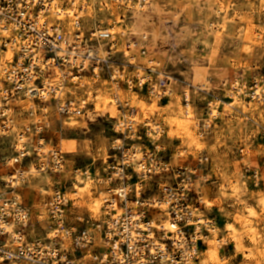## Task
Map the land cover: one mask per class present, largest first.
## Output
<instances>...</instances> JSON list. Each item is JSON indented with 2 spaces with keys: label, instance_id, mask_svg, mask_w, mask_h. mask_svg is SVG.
Here are the masks:
<instances>
[{
  "label": "rangeland",
  "instance_id": "374dc122",
  "mask_svg": "<svg viewBox=\"0 0 264 264\" xmlns=\"http://www.w3.org/2000/svg\"><path fill=\"white\" fill-rule=\"evenodd\" d=\"M156 2L147 24L139 17L140 9L129 12L124 24H115L124 12L110 3L107 9L97 7L102 28L114 27L117 33L125 28L128 39L137 46L126 48L127 40L121 37L117 52L113 51L112 71H120L125 81L118 92L107 80L86 90L69 85L65 97L76 102L78 109L86 104L71 116L59 114L53 102L46 104L44 121L49 125L44 133L45 148L59 145L63 149L68 178L35 174L18 182L15 193L32 208L30 237L45 240L47 233L55 235L45 213L44 220L40 215L44 202L61 186L73 200L67 213L69 224L83 227L86 224L77 218L103 219L104 206L102 214L94 208L104 194L99 193L108 187L101 180L113 161L114 140L119 137L116 125L126 116L136 121L143 135L140 142L146 144L139 145L142 149L150 150L154 143L167 164L193 163L210 171V181L202 189L204 204L197 212L210 234L193 264H264V102L249 94L255 82L264 78V0ZM91 12L88 10L86 16H92ZM92 22L86 18V27ZM155 25L158 34L160 31L156 41L151 34ZM137 26L148 32L147 40L135 32ZM143 47L146 54L141 53ZM128 51L133 52L130 55ZM6 53H0V61L5 60L10 68L15 56L6 57ZM7 77L0 73V82ZM139 78H148L147 86L131 89L129 82ZM51 80L58 81L59 77ZM148 85L157 87L162 97L149 94ZM237 94L241 102L230 107L232 96ZM19 105L16 115L24 124L30 104L20 101ZM188 105L193 122L184 126L176 114ZM104 107L108 112L102 115ZM213 109L218 111L216 115ZM96 114L98 117L92 118ZM149 129L153 135L148 134ZM10 155V140L0 136V193L10 180ZM204 157L209 162L199 164L197 160ZM75 168L93 174L76 181L71 173ZM251 169L261 171L262 184L255 185Z\"/></svg>",
  "mask_w": 264,
  "mask_h": 264
},
{
  "label": "built area",
  "instance_id": "2783aa9c",
  "mask_svg": "<svg viewBox=\"0 0 264 264\" xmlns=\"http://www.w3.org/2000/svg\"><path fill=\"white\" fill-rule=\"evenodd\" d=\"M150 2L0 0V53L10 48L15 53L7 79L0 82V136L10 140L11 150L10 180L0 193V264H193L198 259L210 234L197 216L210 171L193 163L171 166L154 143L150 150L142 149L139 145L146 142H140L143 135L132 118L118 120L113 161L104 169L102 180L96 178L108 185L99 193H104L106 213L101 221L77 218L86 225L69 224L67 213L73 200L61 186L44 202L40 215L44 220L45 213L55 235L33 239L32 208L14 191L18 182L35 174L68 178L63 149L59 145L45 148L48 102L62 116H71L86 104L78 109L76 102L65 97L69 85L86 90L107 80L116 92L124 85L123 74L112 71V54L117 52L119 38H126L128 49L136 41L128 39L125 28L122 33L114 32V27L102 28L97 7L107 9L109 3L117 7L124 12L117 24H124L129 12ZM90 7L93 15L87 17ZM63 11L68 12L70 26ZM86 18L93 21L90 28ZM53 76L59 80H51ZM139 79L129 82L131 89L147 86L148 78ZM147 91L154 97L163 95L155 86L148 85ZM249 94L264 102V78L255 82ZM115 99L119 103L118 96ZM20 101L30 104L24 124L16 115ZM185 102L190 103L186 94ZM197 161L204 165L209 158ZM71 173L78 181L91 177L93 171L75 168ZM250 176L255 185L262 184L260 170L251 169Z\"/></svg>",
  "mask_w": 264,
  "mask_h": 264
},
{
  "label": "bare ground",
  "instance_id": "6f19581e",
  "mask_svg": "<svg viewBox=\"0 0 264 264\" xmlns=\"http://www.w3.org/2000/svg\"><path fill=\"white\" fill-rule=\"evenodd\" d=\"M110 7H111V5H110ZM156 7H157V2H156V0H155V2H153V3H150V5L149 6H145V7H143L142 9H140L141 10V12H140V18L142 19V20H144L145 21V23L147 24V22H148V20H147V16H148V13L150 12V11H153V9H156ZM88 10H89V13L91 12V10H94V9H91V7L90 8H88L87 9V12H88ZM135 11V10H134ZM92 13V12H91ZM68 12L67 11H63V18L65 19V21H67L68 22V26H70V20H69V18L67 17L68 15ZM113 14V13H112ZM118 23V21H116L115 20V24H117ZM134 23V22H133ZM136 24H137V22H136ZM153 30H152V36H153V39L156 41L157 40V38H158V35L160 34V31H159V34H158V29H157V27H156V25L155 26H153ZM135 29L137 30V31H135L139 36H141V38H145L146 40H147V38H148V32L147 31H145L144 29H139L138 28V26L137 27H135ZM151 29V28H150ZM116 32V31H115ZM154 41V42H155ZM140 45V44H139ZM137 46V44L134 42V43H130V48H131V50L133 49V48H135ZM140 51V50H139ZM4 52H7L6 53V57H11V55H13V56H15V53H14V51L10 48L9 50H7V51H4ZM133 52V51H132ZM131 51L129 52L128 51V54H130V53H132ZM2 53V52H1ZM139 53V52H138ZM137 53V54H138ZM143 54V53H142ZM144 54H146V52L144 53ZM131 55V54H130ZM136 57H138V56H136ZM153 57V56H152ZM131 58V57H130ZM143 59V58H142ZM146 59V58H145ZM132 60H133V58H132ZM131 60V61H132ZM137 62H138V60H137ZM149 62L150 63H153L154 61L153 60H149ZM133 63V62H132ZM136 63V62H135ZM9 64V63H8ZM152 65V64H151ZM152 67V66H151ZM156 69L157 68H155V67H153V71H156ZM9 70H10V68L8 67V65H7V63H6V61L5 60H1L0 61V73L1 74H7V76H8V73H9ZM7 79V78H6ZM169 79V78H168ZM141 80H144V79H141ZM47 82H49V80L47 81ZM237 82V81H236ZM188 92V91H187ZM188 98V97H187ZM94 101H95V99H94ZM96 102V101H95ZM188 102V101H187ZM241 102V100H240V94H237V95H233L232 96V102L229 104V106L230 107H233L234 105H236V104H239ZM142 103V102H141ZM155 103V102H154ZM105 104L107 105V102H105ZM154 106V108L156 107V105H153ZM99 107V106H98ZM212 107V106H211ZM214 107V106H213ZM217 108V107H216ZM244 108V107H243ZM98 109V108H97ZM246 109V108H245ZM95 111V110H94ZM108 112V107H104L103 108V111L101 112V114L102 115H105L106 113ZM212 112H213V114L215 113V115H216V113H218V111L216 110V109H213L212 110ZM211 112V113H212ZM175 113V112H174ZM176 114V113H175ZM179 118H180V123L181 124H183L184 126H187V125H189V124H191V122H193L192 121V119H193V116H192V112L190 111V105H188L187 106V109L185 110V111H181V109H179V112L176 114ZM174 116V115H173ZM95 117H98V114H96V115H92V118H95ZM216 117V116H215ZM159 131V129H157V132ZM149 134V133H148ZM87 178H90V176L89 177H87ZM84 182V181H83ZM84 189V188H83ZM87 189V188H86ZM88 194V193H87ZM91 199V198H90ZM95 199V198H94ZM101 200H102V198H101ZM101 200H99L96 204H95V208H94V211L95 212H97V213H101L102 212V207H103V202H101ZM92 207V206H91ZM92 212V211H91ZM102 214V213H101ZM97 216V215H96ZM98 219V218H97ZM97 239V238H96ZM99 242H101V239H100V237H99ZM28 264H30V263H28Z\"/></svg>",
  "mask_w": 264,
  "mask_h": 264
}]
</instances>
